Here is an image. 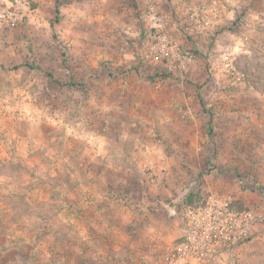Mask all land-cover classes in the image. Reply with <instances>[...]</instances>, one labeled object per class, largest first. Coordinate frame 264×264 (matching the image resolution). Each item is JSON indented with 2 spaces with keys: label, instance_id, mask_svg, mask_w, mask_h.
<instances>
[{
  "label": "rangeland",
  "instance_id": "rangeland-1",
  "mask_svg": "<svg viewBox=\"0 0 264 264\" xmlns=\"http://www.w3.org/2000/svg\"><path fill=\"white\" fill-rule=\"evenodd\" d=\"M154 2L196 69L148 55L144 0H31L0 26V140L24 138L34 159L4 197L0 264H166L178 213L211 193L264 215V0H230L198 46L190 4ZM223 53L242 83L211 63ZM236 258L264 264V221Z\"/></svg>",
  "mask_w": 264,
  "mask_h": 264
},
{
  "label": "built area",
  "instance_id": "built-area-1",
  "mask_svg": "<svg viewBox=\"0 0 264 264\" xmlns=\"http://www.w3.org/2000/svg\"><path fill=\"white\" fill-rule=\"evenodd\" d=\"M155 0H144L148 55L171 71L185 73L197 68L195 58L181 48L166 30V15L157 11ZM31 0H0V26L14 29L32 15ZM230 0H200L190 6L181 27L190 36H203L216 23ZM246 42V41H245ZM230 54V53H229ZM228 53L211 60L231 84L243 82ZM156 181V177H151ZM180 235L166 251V264H235L237 249L248 243L264 221L261 211L239 207L229 194L211 193L203 203L187 206L177 215Z\"/></svg>",
  "mask_w": 264,
  "mask_h": 264
},
{
  "label": "crops",
  "instance_id": "crops-1",
  "mask_svg": "<svg viewBox=\"0 0 264 264\" xmlns=\"http://www.w3.org/2000/svg\"><path fill=\"white\" fill-rule=\"evenodd\" d=\"M184 1H185L184 3L190 4V6H191V5H194L193 3H195L196 1L198 3L199 0H184ZM230 3L227 4V6L223 9V11L220 15V18L216 23L217 25L224 22L225 16L230 15L231 9L228 7L230 5ZM232 4H233V2H232ZM211 29H213V26ZM211 29H209L207 33H209V31H211ZM205 35L199 36V37L192 36V38H194L195 42H196V39L203 40L205 38ZM216 43H217V41L214 40V44H216ZM195 44L197 45V42ZM213 70L214 71L212 73L211 79H214L213 83L217 84L220 82V80H223V78H221L219 76L220 74H219L217 69H213ZM0 79H1V72H0ZM209 82H210V80H208L207 85H210ZM208 90H210V89H208ZM209 92L210 91H208L207 94H209ZM207 94L201 93V97L199 94L201 102L204 103V107L206 104L205 97L208 98ZM200 106H201V103H200ZM29 150H30V143L28 144V142L25 141L24 138L20 139V140H18V139L13 140V141L0 140V213H3V215L6 212V210L9 208V205H7L5 203L4 197L6 199H8L9 196H11L9 198V200L12 199V202H10V206L18 198V195L13 196L15 193H17V191L19 189L17 186V183H18L17 173L19 171H21V172L24 171V174L22 175V177L26 178L25 183L31 182L30 176L33 175L31 172L34 173V171H33V169H31V167L28 168V163H32L34 161V159H33V156L31 155V153H33V152L30 153ZM35 161L37 162V160H35ZM18 162H20V163H18ZM20 166H22V167H20ZM4 177H8L7 178L9 180L8 183H2L4 180ZM28 177H30V179ZM28 188L29 189H26V188L23 189L22 188V190H24V192H26V194L24 193V195L21 197V198H23V201L21 203L22 206H25L23 203L26 200H28L29 193L33 190V188H31V187H28ZM21 198L19 200H21ZM27 204H28V202H27ZM24 218H25V216H24ZM27 218H28V216H27ZM0 232H1L0 235H5V232H3V231H0Z\"/></svg>",
  "mask_w": 264,
  "mask_h": 264
},
{
  "label": "trees",
  "instance_id": "trees-1",
  "mask_svg": "<svg viewBox=\"0 0 264 264\" xmlns=\"http://www.w3.org/2000/svg\"><path fill=\"white\" fill-rule=\"evenodd\" d=\"M199 100H200V97H199ZM200 103H201V107H202L203 110H204V108H205V107H204V103H202L201 100H200ZM190 197H191V195L189 194V195L187 196V199H190Z\"/></svg>",
  "mask_w": 264,
  "mask_h": 264
}]
</instances>
